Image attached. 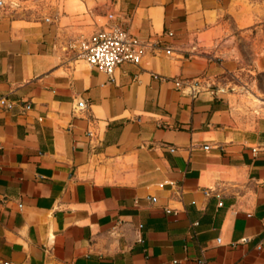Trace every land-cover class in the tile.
Segmentation results:
<instances>
[{
	"label": "crops",
	"instance_id": "crops-1",
	"mask_svg": "<svg viewBox=\"0 0 264 264\" xmlns=\"http://www.w3.org/2000/svg\"><path fill=\"white\" fill-rule=\"evenodd\" d=\"M109 13L146 44L112 75L76 54ZM247 66L264 95V0L0 15V264H264V107L226 88Z\"/></svg>",
	"mask_w": 264,
	"mask_h": 264
},
{
	"label": "built area",
	"instance_id": "built-area-1",
	"mask_svg": "<svg viewBox=\"0 0 264 264\" xmlns=\"http://www.w3.org/2000/svg\"><path fill=\"white\" fill-rule=\"evenodd\" d=\"M108 22L76 43L77 56L89 66L112 75L123 62L138 63L146 44L128 31L123 21H116L113 13Z\"/></svg>",
	"mask_w": 264,
	"mask_h": 264
},
{
	"label": "rangeland",
	"instance_id": "rangeland-1",
	"mask_svg": "<svg viewBox=\"0 0 264 264\" xmlns=\"http://www.w3.org/2000/svg\"><path fill=\"white\" fill-rule=\"evenodd\" d=\"M49 2L50 0H0V15L36 18L45 14ZM242 45L245 49L244 55L248 59L250 57L248 44L243 43ZM247 69L249 66L244 67L240 73L229 76V83L226 84V88H231L232 92L240 94L241 99H236L235 105L238 112L243 116L248 113L256 114L254 108L262 110L264 107V103H259L256 99V96L264 97V95L257 92L253 81L254 75H251ZM258 78L259 83L264 86V76L261 75ZM262 115L264 116V112Z\"/></svg>",
	"mask_w": 264,
	"mask_h": 264
}]
</instances>
